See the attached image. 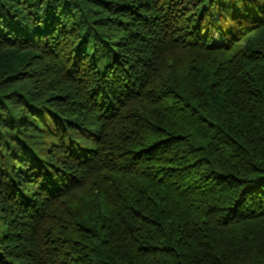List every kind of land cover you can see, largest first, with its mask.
Here are the masks:
<instances>
[{
    "label": "trees",
    "instance_id": "trees-1",
    "mask_svg": "<svg viewBox=\"0 0 264 264\" xmlns=\"http://www.w3.org/2000/svg\"><path fill=\"white\" fill-rule=\"evenodd\" d=\"M0 264H264V0H0Z\"/></svg>",
    "mask_w": 264,
    "mask_h": 264
}]
</instances>
